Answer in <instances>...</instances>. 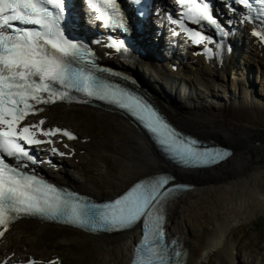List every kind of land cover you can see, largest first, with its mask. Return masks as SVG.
<instances>
[{
    "label": "bare ground",
    "instance_id": "1",
    "mask_svg": "<svg viewBox=\"0 0 264 264\" xmlns=\"http://www.w3.org/2000/svg\"><path fill=\"white\" fill-rule=\"evenodd\" d=\"M155 36L152 40L159 44L161 39ZM163 37L161 43L165 44L168 39ZM147 40H141L139 46L148 44ZM240 42L241 62L236 63L231 52L225 70L217 69L218 64L211 68L199 58L191 72H181L180 67L172 71L155 52L154 59L131 52L126 56L130 61L122 63L128 71L141 65L155 72L148 74L153 85L149 95L176 126L233 150L224 161L207 168H175L176 177L192 185L167 202L166 221L171 233L180 236L188 249L187 264H208L215 252L216 264H253L241 261L231 232L249 222L257 209L264 212V158L251 142L252 135L264 131V47L247 35ZM219 82L224 90L217 89ZM168 85L174 86L176 93H164ZM193 89L208 91L201 96ZM42 115L48 123H67L80 138H89L73 144L69 160L82 180L68 173L65 176L70 185L94 197H108L140 176L168 170L142 134L115 113L54 104ZM133 235L137 237L133 230L93 235L23 220L6 233L3 244L43 256L57 252L70 264H125Z\"/></svg>",
    "mask_w": 264,
    "mask_h": 264
},
{
    "label": "snow or ice",
    "instance_id": "2",
    "mask_svg": "<svg viewBox=\"0 0 264 264\" xmlns=\"http://www.w3.org/2000/svg\"><path fill=\"white\" fill-rule=\"evenodd\" d=\"M66 2L0 0V238L4 237L10 224L22 216L49 219L63 216L65 223L81 227L88 225L92 230L101 227L124 230L142 223L143 236L132 264H177L174 258L183 257L186 253L169 248V243L176 245L177 241H167L164 227L166 203L175 191L169 186L173 177L157 176L142 180L111 202L95 203L86 202L87 197H79L75 193L64 197L61 190L38 177L34 171H26L30 164L43 162L32 154L33 146L53 145L51 137L57 134L68 140L77 139L67 129L41 128L46 123L45 119L29 122L30 116L45 111L44 107L38 106L70 101L74 98L73 92L115 104L130 112L159 137L158 142L165 151L173 153L177 162L184 166L210 165L230 155L225 149L202 147L199 140L184 136L172 127L145 99L118 86L114 89L97 76L96 72L106 70L96 65L95 53L83 40L67 35ZM84 2L90 12L96 13L94 19L102 21L105 27L126 29V21L116 0ZM134 2L139 4L140 0ZM175 2L183 11L178 19L171 22L188 34L193 44L217 43L203 34L201 29L205 23L215 26L224 37L229 35L218 18L213 16L206 0ZM234 3L256 13L255 16H245L243 22L259 19L264 24V0H234ZM186 19L200 27H189ZM174 34L179 33L174 31ZM252 35L264 42V28L259 31L254 28ZM122 46L123 41H112L106 45L118 52ZM80 102L91 101L83 99ZM64 147L69 148V145L65 143ZM50 151L66 155L55 146ZM7 158H14L15 163H9ZM24 264L42 262L29 258ZM47 264L60 262L57 259Z\"/></svg>",
    "mask_w": 264,
    "mask_h": 264
},
{
    "label": "rangeland",
    "instance_id": "3",
    "mask_svg": "<svg viewBox=\"0 0 264 264\" xmlns=\"http://www.w3.org/2000/svg\"><path fill=\"white\" fill-rule=\"evenodd\" d=\"M254 136L252 135L251 137L254 138ZM79 179H81L80 176ZM257 222H260L262 227H258ZM246 224L249 226L246 231L243 229L245 225L243 223L233 227L231 232L233 233L232 239H235L237 243L235 247L241 261L258 264L260 260H264V212L257 209L252 219ZM213 255L216 256V252ZM208 264H211V262L209 261Z\"/></svg>",
    "mask_w": 264,
    "mask_h": 264
},
{
    "label": "water",
    "instance_id": "4",
    "mask_svg": "<svg viewBox=\"0 0 264 264\" xmlns=\"http://www.w3.org/2000/svg\"><path fill=\"white\" fill-rule=\"evenodd\" d=\"M251 142L253 146L257 149L258 153L264 158V131L255 135L254 138H252Z\"/></svg>",
    "mask_w": 264,
    "mask_h": 264
}]
</instances>
